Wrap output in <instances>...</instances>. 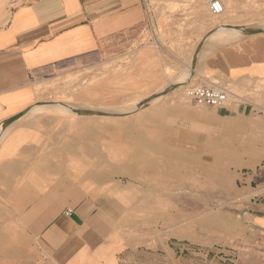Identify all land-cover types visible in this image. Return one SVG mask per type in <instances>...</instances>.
I'll use <instances>...</instances> for the list:
<instances>
[{"label":"crops","instance_id":"obj_1","mask_svg":"<svg viewBox=\"0 0 264 264\" xmlns=\"http://www.w3.org/2000/svg\"><path fill=\"white\" fill-rule=\"evenodd\" d=\"M149 12V0H0V264H128L159 219L144 180L174 178L186 169L177 165L205 168L207 155L186 158L189 116L86 112L111 113L113 96L128 90L154 91L160 69L189 67L220 25L181 11L174 20L186 22L183 34L177 24L167 29L185 37V55L150 59L143 49L135 56L141 69L113 68L119 40L162 26ZM203 46L193 80L229 89L221 108L240 120L251 108V141L264 140V32L205 53ZM251 187V221L264 229V165L251 170Z\"/></svg>","mask_w":264,"mask_h":264},{"label":"rangeland","instance_id":"obj_2","mask_svg":"<svg viewBox=\"0 0 264 264\" xmlns=\"http://www.w3.org/2000/svg\"><path fill=\"white\" fill-rule=\"evenodd\" d=\"M208 1L149 0L150 19L159 15L164 24L157 28L148 26L141 40L134 37L119 40L112 48L113 57H117L113 59L112 67H139L135 64V56L143 49L149 51L150 59L153 53L166 58H170L171 53L185 55V37L168 35L167 29L177 24L183 34L186 22L174 20L181 11L186 19L208 16L220 23V28L230 22L264 28V0H221L225 13L218 16L211 12ZM230 15L234 18H225ZM246 34L214 47L204 44L202 52L234 42ZM190 66L178 67V72L171 67L161 68L160 85L154 91L128 90L122 97L113 96L112 106L107 109L139 108L143 99L167 88L168 84L178 82L184 75L188 80L192 71ZM144 71L151 73L152 66L149 64ZM193 79L176 92L154 98L140 111L148 109L161 115L189 116L191 140L186 152L191 155L186 158L196 159L199 155L196 154L200 153L201 160L205 161L207 155L208 162L203 163L206 169L196 163L191 171L189 164L177 165L176 168L186 169L175 172L176 178H165L161 173L159 180H144L145 197L159 200V219L154 221V234L128 264H264V229L251 221V196L255 193L251 187V170L264 165V155L255 154L263 151L264 140L251 141V108L240 113L247 117L240 120L234 117L236 113L231 108L226 111V107L192 102L187 90L198 84ZM212 144H217V150L211 147ZM198 146L201 149L198 150ZM212 152L217 160L215 165L209 161L214 158Z\"/></svg>","mask_w":264,"mask_h":264},{"label":"built area","instance_id":"obj_3","mask_svg":"<svg viewBox=\"0 0 264 264\" xmlns=\"http://www.w3.org/2000/svg\"><path fill=\"white\" fill-rule=\"evenodd\" d=\"M209 7L215 15H220L225 11L221 0H211ZM231 95L232 92L229 89L219 85L197 84L190 86L187 90V96L192 102L210 107L224 106L230 100Z\"/></svg>","mask_w":264,"mask_h":264},{"label":"bare ground","instance_id":"obj_4","mask_svg":"<svg viewBox=\"0 0 264 264\" xmlns=\"http://www.w3.org/2000/svg\"><path fill=\"white\" fill-rule=\"evenodd\" d=\"M227 7V6H226ZM225 13V12H224ZM225 28H220L221 26H218V28L216 29V31L213 33V35H211L206 41H205V44L207 45L208 43H212V45H218V44H220V43H222V42H224V41H226V40H231V39H234L235 37H237V36H239V35H241V34H246V31H244V30H239V29H232V28H229L227 25H223ZM219 29V30H218ZM232 30H239L240 32H237V31H232ZM194 74H192V71H191V73H190V75H189V78H188V80L186 79L187 78V76H183V79L181 78V79H178V82H173L172 84H168L167 85V87H170L171 85H175V84H179V87H185L184 86V84H186V83H189V82H191V80L194 78ZM184 77H186V78H184ZM180 80V81H179ZM187 81V82H186ZM179 87H177V88H179ZM176 88V89H177ZM164 89L165 88H163L162 90H160V91H158V92H156V93H159V92H162V91H164ZM173 91V90H172ZM174 91H175V89H174ZM168 94V93H167ZM152 95H154V94H152ZM161 95H163V94H160V95H158L157 96V98L158 97H160ZM166 95V94H165ZM164 96V95H163ZM156 98V97H155ZM147 99V98H146ZM143 100H145V99H143ZM142 100V101H143ZM153 100V99H152ZM152 100H150L149 102H148V104L152 101ZM137 103V102H136ZM137 105V104H136ZM141 105V104H140ZM144 105H147V104H144ZM144 105H141V106H139V108H138V106H135V107H132V108H130V109H128V110H125V109H119L118 111H110L111 109H108V111L109 112H111V113H119V114H122V113H132V112H134V111H137V110H139V109H141L142 108V106H144ZM104 107V106H103ZM61 110H63V109H61ZM102 110V109H101ZM96 115H99V114H96ZM197 155V154H196ZM175 156V155H174ZM177 156V155H176ZM179 158H177V159H175V160H177V162H179V160H178ZM180 163V162H179ZM192 166V165H191Z\"/></svg>","mask_w":264,"mask_h":264},{"label":"water","instance_id":"obj_5","mask_svg":"<svg viewBox=\"0 0 264 264\" xmlns=\"http://www.w3.org/2000/svg\"><path fill=\"white\" fill-rule=\"evenodd\" d=\"M230 28H235L233 26H228ZM241 30H244L246 31V33L248 34H254V33H261V32H264V29H251V28H239ZM204 40L203 39L202 41H200V43L198 44V46L196 47V50L194 52V55H193V59H192V63H191V70H192V74H194V70H195V67H196V63H197V58H198V55H199V52L203 46V43H204ZM177 87H179V84H175V85H171L170 87H167L164 89V91L162 92H159V93H156L154 95H151L150 97H148L147 99L143 100L141 102V105H144V104H148V102L152 99H154L155 97H157L158 95L160 94H167L169 93L170 91L176 89ZM140 105V106H141ZM88 113H92V114H100V115H112V116H115V115H122V114H115V113H105V112H100V111H94V110H89V111H86ZM20 115H17L16 117H14L13 119H16L17 117H19Z\"/></svg>","mask_w":264,"mask_h":264}]
</instances>
